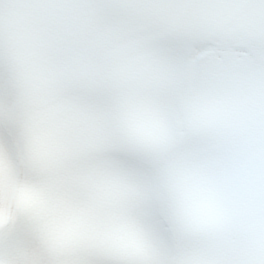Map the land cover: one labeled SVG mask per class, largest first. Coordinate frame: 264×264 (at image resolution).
<instances>
[{
  "label": "snow or ice",
  "instance_id": "6c2138e0",
  "mask_svg": "<svg viewBox=\"0 0 264 264\" xmlns=\"http://www.w3.org/2000/svg\"><path fill=\"white\" fill-rule=\"evenodd\" d=\"M0 264H264V0H0Z\"/></svg>",
  "mask_w": 264,
  "mask_h": 264
}]
</instances>
